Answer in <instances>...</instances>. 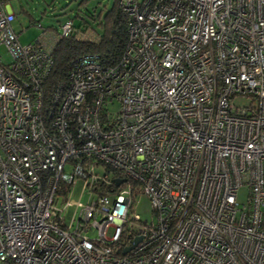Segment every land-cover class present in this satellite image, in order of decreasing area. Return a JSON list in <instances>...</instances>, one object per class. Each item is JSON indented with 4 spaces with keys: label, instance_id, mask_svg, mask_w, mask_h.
<instances>
[{
    "label": "built area",
    "instance_id": "2783aa9c",
    "mask_svg": "<svg viewBox=\"0 0 264 264\" xmlns=\"http://www.w3.org/2000/svg\"><path fill=\"white\" fill-rule=\"evenodd\" d=\"M9 1L0 264H264V0H118L119 59L83 55L48 102L52 53L20 42Z\"/></svg>",
    "mask_w": 264,
    "mask_h": 264
},
{
    "label": "rangeland",
    "instance_id": "374dc122",
    "mask_svg": "<svg viewBox=\"0 0 264 264\" xmlns=\"http://www.w3.org/2000/svg\"><path fill=\"white\" fill-rule=\"evenodd\" d=\"M114 0H10L11 9L15 12V19L12 22L13 28L18 33L20 42L28 44L37 40L42 46L51 50L54 46V38L57 37L61 30L60 24L67 18H72L74 24H78L81 18L92 30L82 35L85 39L95 40L97 34L100 33L99 27L96 25L98 16L111 9ZM78 15V16H76ZM37 24H40L38 26ZM93 31L95 33H93ZM0 57L3 62L10 60L5 49L0 46ZM244 100L238 99L235 102L241 104ZM109 110L114 114L119 108L116 101L108 106ZM79 183L76 185L75 191L72 194V199H77L79 195ZM87 195L81 196V200L85 201ZM246 199V190L241 188L238 193L237 201L244 202ZM136 213L140 218L150 220L152 213L150 203L145 195H140L135 206ZM73 212V207H68L65 218ZM88 235L93 237L96 235V230L89 231Z\"/></svg>",
    "mask_w": 264,
    "mask_h": 264
},
{
    "label": "trees",
    "instance_id": "16d2710c",
    "mask_svg": "<svg viewBox=\"0 0 264 264\" xmlns=\"http://www.w3.org/2000/svg\"><path fill=\"white\" fill-rule=\"evenodd\" d=\"M67 19L73 23L72 18ZM128 24V13L119 5L118 0H114L112 8L98 16L96 25L101 31L97 34V39L88 40L82 37L85 33L92 32L82 18L78 24L73 23L74 29L67 36L58 37L57 35L54 38V46L50 50L53 66L44 84V101H49L53 84L59 79L68 78L73 63L83 55L97 56L106 65L114 64L126 44Z\"/></svg>",
    "mask_w": 264,
    "mask_h": 264
},
{
    "label": "water",
    "instance_id": "95a60500",
    "mask_svg": "<svg viewBox=\"0 0 264 264\" xmlns=\"http://www.w3.org/2000/svg\"><path fill=\"white\" fill-rule=\"evenodd\" d=\"M140 238L139 237H137L133 242L135 243L136 241H138Z\"/></svg>",
    "mask_w": 264,
    "mask_h": 264
},
{
    "label": "bare ground",
    "instance_id": "6f19581e",
    "mask_svg": "<svg viewBox=\"0 0 264 264\" xmlns=\"http://www.w3.org/2000/svg\"><path fill=\"white\" fill-rule=\"evenodd\" d=\"M127 248L124 249V252H126Z\"/></svg>",
    "mask_w": 264,
    "mask_h": 264
},
{
    "label": "clouds",
    "instance_id": "9594fccd",
    "mask_svg": "<svg viewBox=\"0 0 264 264\" xmlns=\"http://www.w3.org/2000/svg\"><path fill=\"white\" fill-rule=\"evenodd\" d=\"M15 13V12H14ZM38 26L40 25V24H37Z\"/></svg>",
    "mask_w": 264,
    "mask_h": 264
}]
</instances>
